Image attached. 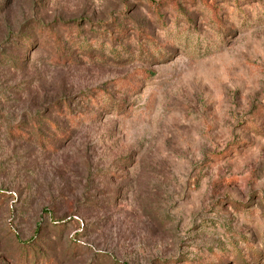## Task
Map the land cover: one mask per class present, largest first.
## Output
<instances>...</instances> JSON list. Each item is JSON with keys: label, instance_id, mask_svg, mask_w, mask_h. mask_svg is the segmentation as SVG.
Here are the masks:
<instances>
[{"label": "rangeland", "instance_id": "374dc122", "mask_svg": "<svg viewBox=\"0 0 264 264\" xmlns=\"http://www.w3.org/2000/svg\"><path fill=\"white\" fill-rule=\"evenodd\" d=\"M0 264H264V0H0Z\"/></svg>", "mask_w": 264, "mask_h": 264}]
</instances>
